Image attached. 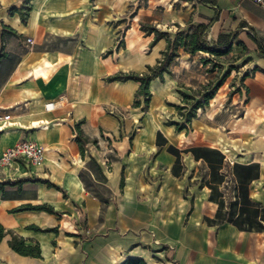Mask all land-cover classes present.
<instances>
[{"label": "crops", "instance_id": "crops-1", "mask_svg": "<svg viewBox=\"0 0 264 264\" xmlns=\"http://www.w3.org/2000/svg\"><path fill=\"white\" fill-rule=\"evenodd\" d=\"M23 1L0 0V155L21 140L45 154L37 166L0 168V224L25 246H38L40 258L13 252L7 234L0 264H123L133 258L145 264H264V55L258 49L264 51V5L32 0L23 25L7 14ZM216 16L207 40L235 36L232 47L248 49L252 71L219 109L208 104L199 110L190 132H175L163 116L173 118L171 109L181 105L174 73L198 71V53H181L163 82L150 83L145 109L131 107L137 83L105 82L118 72L144 73L166 48L163 39L150 48L153 36L144 35L140 23L173 36L177 26L206 25ZM78 124L87 139L83 152L75 141ZM169 147L180 152L178 163ZM193 147L217 150L228 167L258 164L248 199L262 228L228 222L236 180L227 175L221 185L211 182L205 162L183 153ZM24 179L30 181L3 185ZM237 202L231 217L241 221L245 213L239 215L243 204ZM25 206H49L55 214L17 211Z\"/></svg>", "mask_w": 264, "mask_h": 264}, {"label": "trees", "instance_id": "trees-1", "mask_svg": "<svg viewBox=\"0 0 264 264\" xmlns=\"http://www.w3.org/2000/svg\"><path fill=\"white\" fill-rule=\"evenodd\" d=\"M31 1L32 0H24L22 5H20L19 7H10L7 10V14L9 16L17 15L21 23L25 25L31 12ZM133 16L134 14H131V17ZM216 20L217 16L213 20L209 21L206 25H186V29H180L177 26L178 30L174 33L173 36H171L167 32L157 30L151 24L144 22L140 23L139 30H141V32H144V35L146 36H153V39L149 44L150 48L153 47V45H155L161 39L165 41L166 48L160 52V57L157 60V63L152 67L147 66L144 73L139 74L131 71H129L128 73L118 72L112 76L107 77L105 79V82L126 83L128 81H133L137 83L138 89L135 92V97L133 99L131 107L139 108L142 105L145 109L148 107L151 100V93L149 91L150 83L156 79L160 82H163V75H169L170 66L172 65L174 60L180 56L181 53L187 54L189 56L195 55L196 53H203L205 55H208L210 58L201 59L202 65L207 66V64L215 63L213 67L220 68V64L222 63L220 60H222L223 57L227 56L231 52L233 45L232 43L234 42L236 37L233 35H222L218 37L217 41L214 44H211L207 40V32L209 30L208 27L213 21ZM239 45L245 48L242 43H239ZM118 46L120 48H123L121 41H119ZM258 49L259 54L264 55V51L261 50L259 45ZM108 53L110 52H107V54ZM255 70L258 69L255 68L253 71ZM224 75L225 76L223 77V79L215 85H213L212 82L209 81L206 85L200 86L197 91L189 90L190 92H192L191 96L184 92L178 91L179 95L181 96V105L174 106L175 110L177 111L178 120L177 122L167 121L166 124L168 126L175 127V132H190L192 119L195 118L199 110L208 107L209 102L215 97L218 90L222 87L224 78L229 76L228 72H226ZM246 77H248V74H244V76L241 78V81ZM79 125L80 124L76 125L74 128L75 141L78 144L81 152H83V145L85 142H87V139L82 137ZM158 136L159 134H157V139ZM92 143L95 144L96 140H93ZM167 150L168 152L177 156L178 163V160H180V152L174 151L172 147H169ZM183 153H189L190 155L194 156L195 160L201 159L202 161H204L207 165L208 171H210L209 180L214 184L221 185L222 183H224L227 175H232L235 178V197L232 201H230V209L227 217L228 222L232 223L239 229H242L243 224L247 225V228L249 229L252 228L259 230L260 228H262V224L255 221L257 211L251 210V207H253V203L248 199V185L251 181L256 180L259 175L258 164H251L247 166H239L234 164L231 167H228L226 163L224 164V156L221 155L217 150L210 148L205 149L200 147H193L191 149L184 150ZM27 181L30 180L24 179L18 181H7L3 185L14 186ZM238 197L240 202H242V204L244 205H242L239 211V215L242 212L245 213L244 218L241 221H238L237 219L234 220L231 217L233 216V208L238 205ZM23 210L42 211L48 214H55L53 209L49 206H25L18 209L17 211ZM261 217L264 218V211H262ZM262 221H264V219H262ZM30 229L35 232L43 233L56 231V229L52 228L41 230L34 226H32ZM7 234L11 235V239L9 240L8 244L13 252L24 257L40 258V249L38 246H25L23 239L17 237L16 235H13L11 232L6 231L0 224V242ZM123 264H145V262L142 259L133 258L126 260Z\"/></svg>", "mask_w": 264, "mask_h": 264}, {"label": "rangeland", "instance_id": "rangeland-1", "mask_svg": "<svg viewBox=\"0 0 264 264\" xmlns=\"http://www.w3.org/2000/svg\"><path fill=\"white\" fill-rule=\"evenodd\" d=\"M128 11L130 12L131 9L129 8ZM121 28L124 29V26ZM119 38L121 41L122 40L121 35ZM197 55H199L202 58L193 59L196 61L195 63L196 65H198L199 62L201 63L202 61L201 59L210 58L208 55L205 56L199 53ZM220 61L222 62L220 64L221 66L220 68H214L213 65H215V63H213V64H207V66L202 65L203 67V68L201 67L202 69L200 68L196 72L191 71L192 72L191 74L189 73L178 74L176 72L174 73V76L177 77V80L183 92L191 96L192 92H190L189 90L192 89L194 91H197L200 88V86L206 85L207 82L209 81H211L212 84L215 85L216 83L221 81L225 76L224 74L228 72L229 76L224 78L223 85L218 90V94H216L217 96H215L216 98H218L217 103H214L213 100L209 102V104L214 105L215 110L220 108L219 106L223 104L225 97H231L232 92L238 90L239 86H241V82H242L241 78L244 76V74L251 73L252 71L251 65L253 62L249 55L248 49L246 47L244 48L241 46L237 47V45H234L232 47L231 52L227 56L223 57V59ZM185 85L190 86V89L185 88ZM171 111L174 113L173 118L169 117V115H164L163 117L165 122L167 121L177 122L178 120L177 111L174 109H171ZM235 116L239 117L240 113H236ZM156 117L159 118V116Z\"/></svg>", "mask_w": 264, "mask_h": 264}, {"label": "built area", "instance_id": "built-area-1", "mask_svg": "<svg viewBox=\"0 0 264 264\" xmlns=\"http://www.w3.org/2000/svg\"><path fill=\"white\" fill-rule=\"evenodd\" d=\"M254 1L260 5H264V0H248ZM27 43L30 40L27 39ZM52 104H47L46 109H51ZM5 121L10 119V116H4ZM45 150L40 145L28 140H21L17 142L13 147L5 150L0 155V168L9 167L15 162H24L30 166H37L44 160Z\"/></svg>", "mask_w": 264, "mask_h": 264}]
</instances>
